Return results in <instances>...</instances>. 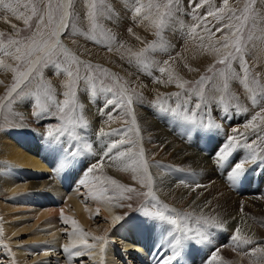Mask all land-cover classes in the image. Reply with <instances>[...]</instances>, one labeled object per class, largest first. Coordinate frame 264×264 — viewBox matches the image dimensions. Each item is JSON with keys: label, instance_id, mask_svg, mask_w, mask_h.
<instances>
[{"label": "rangeland", "instance_id": "obj_1", "mask_svg": "<svg viewBox=\"0 0 264 264\" xmlns=\"http://www.w3.org/2000/svg\"><path fill=\"white\" fill-rule=\"evenodd\" d=\"M57 2L58 0H53L54 4ZM8 3H12L15 12L5 7ZM28 3L29 0H19L18 3L16 0H4V4H0V33L3 34L0 40L4 45H7L9 39L27 42V38L36 32L38 17L32 16L31 6L25 7ZM32 3H36L41 12L45 10L44 5L37 3V0H32ZM141 3L144 5L143 11L136 14L135 8ZM166 3L167 0H104V4L101 5L98 0L97 26L94 28L88 17L89 8L85 0H74L71 11L77 15L71 20L69 30L62 34L61 41L76 60L70 61L61 56L56 63L41 67V74L37 75L34 72L30 77L31 82L27 81L23 84L20 90L5 103H3L4 98L9 93L8 89L14 83L16 76L12 68L19 65L20 70L25 71L28 65L17 61L14 55H5L0 48V60L11 65V68L0 66V81H5L0 82L1 85L3 84L2 87L0 86V133L10 131L13 136L26 135L42 140L45 144H54L55 141L47 136V132L61 126L64 123L62 117H74L79 121L75 129L79 137L78 141L71 140L65 134L60 137L61 141L59 139L57 144H54L60 150V154L65 156V160L69 161L63 169V174L64 171L70 170V176L65 174L60 177V172L53 169L36 170L24 167L31 175L30 178L24 179L22 176L19 177L15 171L16 166L12 162L0 157V230H2L0 231V264H15L16 262L13 263L14 260L11 259L10 251H22L24 245L33 247L36 242L30 238L32 233L39 229L40 232L43 229L42 234L45 231L43 235L47 241L45 244L51 245L52 249H49L45 255L42 251H38L39 249L36 250L37 254L27 252L20 258L19 264H99V261L94 258L97 250L96 243L102 242V239L98 238L104 239L105 230L110 226V219L102 213L103 210L98 209L95 201H101L104 195L105 201L118 203L121 214L122 222L111 230L136 224L148 230L152 221L158 222L157 229L161 228L164 222L153 220L145 214L144 209H147V206H150V211H156L162 210V204H167L169 209L174 208L177 213L191 214L185 221V226L194 230L199 229L202 236L201 242L191 240L182 250L181 255L185 256L189 264H192L194 259L192 251L189 255L191 262L187 259L186 250L190 248L199 249L200 253L195 249L199 255L195 259L199 264H203V260L206 261L205 264H208L213 252L227 264H233V262L264 264V254H252L253 248H264V224L259 226L262 231L259 238H256L258 232L251 229L258 227L257 219L246 213L244 207L241 206L242 209H240V204L247 200H255V204L264 201V141L259 139L264 138V121L252 119L261 111V108H264V2L257 0L255 9L258 10V15L253 13L256 17L255 21L250 18L243 32L244 42L247 45L244 58L250 69L247 86L242 79L233 76V70L241 77L243 76L239 62L232 61L230 65L217 63L225 52L222 47V38L225 35L232 37V30L225 27L230 22L228 17L231 13L225 11L222 14L223 19L209 16L206 21H200L192 14L189 0H180V11H174L172 15H162L167 12ZM244 4L245 0H228L229 8L243 9ZM107 5H111L113 9L111 12L107 11ZM156 5L160 6L159 11ZM221 7H224L223 0H208L197 14L199 17H204L209 10L215 11ZM108 16H111V19L107 18ZM28 17L31 19L26 24L25 19ZM161 19L164 23L157 27ZM232 23L238 22L232 21ZM250 31L253 39L249 41L247 36ZM158 32L159 35H157ZM113 36L115 39H112ZM150 42H155L156 46L148 48L140 57L133 55L146 49ZM15 47V45L9 47L8 51L14 53ZM34 58L35 55L32 59ZM165 61H168L167 65ZM87 64L92 67H86ZM212 65H214L213 71L208 72V68ZM161 67H167L168 71L161 73L159 71ZM221 69L224 70V76L218 74ZM68 71H72L74 75L69 77ZM202 76H208L211 79L197 84L196 82ZM225 77H227V88L224 87ZM69 83L72 85L71 89L67 87ZM68 91L73 92L74 95L66 97L64 93ZM127 91L129 94L126 93ZM201 93H203L202 97ZM128 96L133 97L130 106L126 102ZM253 96L256 98L255 102H253ZM65 99H69L71 103L61 111ZM108 101H114V103H108ZM198 103L201 105L199 109L195 107ZM133 113L136 118L135 125L132 124ZM209 122L213 125L211 128L207 127ZM217 124L220 125L219 128L215 127ZM101 128L105 133L112 132L113 129L119 131L101 136ZM128 128H132L133 131L127 132ZM233 136L238 143L234 145L226 161H219L218 155L222 153L223 146L229 142V137ZM120 139L133 141L134 144L126 143L120 149L114 150L111 155L116 157L120 150L138 153L142 148L152 177V191L162 202L161 205L158 206L151 197L146 195L148 187L139 179L143 173L131 160L127 158L110 160L102 157L106 147ZM0 143L2 148L5 147L2 139ZM246 144H252L255 148L257 153L255 160L249 159L252 148L245 147ZM54 145H50L51 148ZM69 145H79L83 148V152L85 145H91V150L86 148L88 150L85 154L81 151L73 159L68 155L72 150ZM175 152L195 155L197 163H202L199 157H205L211 167L207 168L208 171L207 169L205 171L187 169L185 167L192 162L186 161L182 165L172 162ZM101 159H103L102 166L115 167L114 171L117 174L115 179L117 178L121 185L133 187L136 191L126 192L108 182L104 176L98 175L100 173L95 171L89 173L88 169L91 165L97 164L101 167L99 165ZM238 160L246 161L245 168L255 161L260 162V167L253 172L247 167L238 178L230 179ZM134 167L136 171H133ZM77 171L83 172L84 178L82 176L75 180L73 174ZM12 173L14 178L20 181L17 183L21 192L17 191L16 194L12 193L8 187L12 183L9 182L10 178L12 179ZM31 180L38 182L34 191L39 190L42 185L41 189L48 191L47 198L52 207L56 210L60 209V212L52 217L58 220L55 229L58 230L57 236L59 235L58 238H60L58 240H62L61 245L57 244L56 248L53 246L55 243L53 237L46 234L48 228L41 226L43 224L39 225L40 222L35 221L32 214H27L24 218L23 226L25 225L28 230L10 239L5 235V227L9 223H20V221L13 216L8 217L14 213V210L7 212L1 210L7 209L8 206L10 208L13 201L23 200L28 194H32L35 198L31 193L32 190L28 189ZM65 185H68L70 190L71 188L75 190L73 196L85 201L84 204L86 206L88 204L91 206V211L93 210L88 224L75 226L76 229L65 221L66 214L71 215L70 220L72 217L77 218L71 211L72 206L68 205L64 208L60 202L52 203L56 191H60V194L65 192ZM87 186L92 188L89 189ZM196 189L198 191L205 189L210 194L225 190L227 194L229 193L228 196L231 195L230 197H236L239 200L238 210L231 215L228 212V215H215L216 217L213 218L210 214L208 215L209 210L206 206L200 203V198L195 196ZM23 204L28 207L33 206L30 200ZM263 208L264 206L261 209ZM32 209L39 211L35 207ZM262 216L263 219L264 212ZM138 217L141 219L140 223H138ZM237 229L240 232V239L236 238ZM75 230L80 234L83 233L84 238L78 245L67 247L70 234ZM243 238L250 239L252 243L243 242ZM109 246L114 249V258L119 264L136 263L133 257L124 255L121 240L108 239L104 243V249H108ZM65 247L69 250L65 251ZM77 253L80 254L77 255ZM17 256L20 255L17 254ZM221 260L215 263L221 264Z\"/></svg>", "mask_w": 264, "mask_h": 264}, {"label": "snow or ice", "instance_id": "obj_2", "mask_svg": "<svg viewBox=\"0 0 264 264\" xmlns=\"http://www.w3.org/2000/svg\"><path fill=\"white\" fill-rule=\"evenodd\" d=\"M18 3L19 0H16ZM208 0H189V5L192 7V14L194 17H196L200 21H206L207 17L209 16H215L217 19H223V13L225 11H228L231 13V15L228 17L229 24L225 25V27L232 30V37L225 35L223 39V49L225 50L224 54L222 55V58L217 61V63L220 64H226L230 65L232 61H237L241 64L242 70H243V76L241 77L240 74L235 73L233 70V76L234 78L242 79L247 86L248 77L250 75V69L247 65V61L244 58V52L246 50L247 45L245 44L244 40L245 37L243 35L244 29L247 26V23L250 18L255 21L256 17L253 16V13L255 12L258 15V10L255 9V5L257 3V0H245V4L243 9H235V8H229L228 6V0H223L224 7H221L219 9H216L215 11L209 10L204 17L198 16V10L203 7L205 4H207ZM264 2V0H262ZM37 3L44 5V11L41 12V10L37 7L36 3H32V0H29V3L25 5V7L31 6V13L32 16L38 17V22L36 25V32L29 38H27V42L24 40H15V39H9L7 42V45L3 44V41L0 40V48L3 49L5 55H14L15 59L17 61H21L23 64H27L28 67L25 71L20 70V66L18 65L15 68H12V71L16 73V76L14 77V83L11 85V87L8 89L9 95H11L12 92H15L18 87H20V84L28 80V82H31L29 79L32 77V74L35 72L37 75H40V68L47 66L49 63H56L58 59L63 56L66 59H69L70 61H75L76 57L70 53V51L66 48V46L62 43L60 40V36L67 32L71 26V20L74 18L76 13L74 11H71L74 7V0H67L66 3L63 2V0H58L57 3H53V0H37ZM86 5L89 8L88 17L92 21L93 27L95 28L96 25V17H97V3L98 0H85ZM0 4H4V0H0ZM99 4L103 5L104 0H99ZM5 7L11 9L13 12H15V8L13 7L12 3H8L5 5ZM151 7V5H149ZM157 10L159 11V5H156ZM144 5L141 3L139 7L135 8V13L140 14L143 11ZM165 8L167 9V12L162 15H172L174 11H180V0H167V3L165 5ZM113 9L111 5H107V11L111 12ZM239 13V14H238ZM22 15V14H21ZM107 18L111 19V16H108ZM147 18V17H146ZM31 17H28L25 19V23L27 24ZM232 21H236L238 23H232ZM164 23L163 19L159 21V24L157 27H160ZM253 27H255V23H253ZM63 30V32L61 31ZM205 30H207V25H205ZM131 31V29H129ZM195 31V28L193 29V32ZM218 31H222V29H218ZM3 34L0 33V36ZM159 35V32L157 33ZM214 35V34H213ZM94 38V37H93ZM112 39H115V36L112 37ZM253 34L250 31L247 40H252ZM15 45V52H9L8 48ZM155 42H150L146 49L141 50V52L134 53L136 57H140L143 55V52L146 51L148 48H154ZM231 49V50H229ZM219 51V50H217ZM36 56V58L33 60L32 57ZM165 65L168 64V61L164 62ZM0 66H3L5 68H11V65H7L4 63L3 60H0ZM86 67L91 68L92 65L87 64ZM214 68V65L210 66L208 68V72H212ZM78 68L76 74L78 75ZM106 71V70H105ZM161 73L167 72V67H161L159 69ZM218 74L220 76H224V70H219ZM74 73L72 71H68V76L72 77ZM211 79L208 76H202L199 81H197V84H202L204 81ZM227 77H225V83L224 87L227 88L228 85L226 83ZM187 83V82H185ZM183 86V85H181ZM69 89H71L72 85L69 83L67 85ZM110 91V89H109ZM64 95L66 97L73 96L74 93L71 91L65 92ZM203 96V93H201V97ZM123 99V97H122ZM253 102H255L256 98L255 96L252 97ZM127 104L130 106L132 104V98L131 96H128L126 99ZM71 101L69 99H65L63 101V106L61 108V111H63L64 108H67L70 105ZM108 103H114V101H108ZM200 104H196L195 107L197 109L200 108ZM64 123L61 124V126L56 127L54 130L50 129L47 132V136L50 139L59 140L61 136H64L67 134L71 140L78 141L79 137L76 135L75 129L76 125L79 122L78 119L74 117H62L61 118ZM82 119V117H81ZM253 121L256 119H259L261 121H264V108H261V111L256 113L255 116H253ZM132 124H136V118L133 113L132 115ZM71 126V127H69ZM213 125L211 122L208 123L207 127L211 128ZM255 127V125H252ZM215 127L219 128L220 125H215ZM119 130L113 129L112 132H117ZM132 128H128L127 132H132ZM112 132L105 133L104 129H100V135H111ZM137 134L139 133V128H136ZM262 141H264V138H259ZM134 144L133 141H128L125 139H120L118 141H115L108 145L106 149L102 153V157H107L110 160H119L121 158H127L128 160H131L134 165H137L138 168L142 171L143 175L139 177L142 184H146L148 187V192L146 193L147 196L151 197L152 201H154L158 206L161 205L162 202L159 201L158 197H156L155 193L152 191V177L148 170V164L147 160L144 156L143 149L141 148L138 153H132L130 150H120L118 151L116 157H113L111 154L114 150L120 149L121 146L125 144ZM238 143L236 140V137H229V142L223 146V151L218 155L219 161H226L228 156L231 154V150L234 147V145ZM255 143V141L253 142ZM69 147L72 149L68 155L71 158H75L80 154V152L83 150L79 145H69ZM89 150H91V145H85ZM245 147L252 148V153L249 157V159L255 160L257 158V153L255 148H253L252 144H246ZM138 157V159H136ZM246 162V161H245ZM245 162H239L237 163L234 168L232 175L229 177L230 179L238 178L245 170ZM103 159L99 161V165L102 167ZM97 164L91 165V167L88 169V172L91 173L96 170ZM136 168H133V171H136ZM108 180L111 181L113 185H116L118 188H122L126 192H135L136 189L130 186L121 185L118 181H116L114 178L108 177ZM130 199V197H129ZM145 214L148 215L150 218H153L154 220H157L159 222H164L171 226L170 231H168L167 236L171 237L170 240H168V243L166 245V252H171V254H167L163 257L161 261H159V264H173L174 261L177 260L178 257L181 256L182 250L185 247L186 243L195 240L197 242H201V236L202 234L199 233V229H192L190 227L185 226V221H187L191 214L189 213H177L176 209H169V206L167 204H162V210H156V211H150L149 209H144ZM171 213V214H170ZM116 219H121V217H116ZM71 223L76 225L78 222L75 219L71 220ZM2 231V230H0ZM193 233H196L193 235ZM236 238L240 239V232L239 229H237ZM102 239V238H98ZM244 242L246 243H252L250 239L244 238ZM86 243V242H85ZM92 247V246H89ZM65 251H68L69 249L65 247ZM256 253H262L264 254V248H253L252 254L255 255ZM80 253H77L79 255ZM221 260V258L217 254H213L212 258L208 261V264H215V261ZM221 264H227L226 261L221 260Z\"/></svg>", "mask_w": 264, "mask_h": 264}, {"label": "bare ground", "instance_id": "obj_3", "mask_svg": "<svg viewBox=\"0 0 264 264\" xmlns=\"http://www.w3.org/2000/svg\"><path fill=\"white\" fill-rule=\"evenodd\" d=\"M63 2L66 3L67 0H63ZM61 31H63V30H61ZM60 40H63L62 35L60 36ZM35 58H36V56H35ZM27 81L28 80L23 81L20 84V87H18L16 91L20 90V88L23 86V84H25ZM2 82H5V81H2ZM2 85L0 84L1 87H2ZM4 85H5V83H4ZM121 87H123V86L121 85ZM122 89H123V91H125L124 87ZM15 92H12L11 95H9V93H8L7 96L4 98L3 103H5V101L7 99L9 100L13 95H15L16 94ZM126 93L129 94L128 91ZM0 97H1V95H0ZM8 100H7V102H8ZM139 116L143 117L142 115H139ZM149 124H151V123H149ZM145 125H146V123H145ZM154 127H155V125H154ZM0 129H1V126H0ZM145 129H147V128H145ZM160 131H162V130H160ZM38 135H40L39 132H38ZM156 136H158V135H156ZM0 139H2L4 144H5V147L3 146V148H2L1 143H0V157L3 158V159L7 158L8 161L12 162L16 166L15 167L16 168L15 171L18 173L19 177L22 176V177H24V179H25V177H28V178L31 177L30 173L26 172L24 167L25 168L27 167V168H30V169H36V170H38V169H41V170L53 169L54 171H59L60 172V174H59L60 177L61 176L63 177V175H65V174H66V176H68L69 173L71 172L70 170H67V171H64L65 173L63 174V169L66 166V164L69 163V161H67V159L65 160V156L61 155L60 154V150L58 149V147H56L54 145V144H57L58 140H54L53 139L55 141L54 144H51V143L50 144H48V143L45 144V143H43L42 140L40 141L39 139L37 140V139H34L33 137H27L26 135L19 137L17 134H15L13 136V134L10 131L1 132L0 133ZM14 140H16L17 142L14 141ZM60 141H61V139H60ZM50 145H54V147L51 148ZM86 148H84V150H85L84 152L82 150L83 154H85L86 150H88ZM149 149H151V148H149ZM87 155H88V153H87ZM194 156L195 155H191V154L190 155H186V154L181 153V152H175V156H173L172 162L180 164V165H182V163H184L186 161L187 162H192L191 165H188V167H185V168L192 169V170H197V171H198V169H201V170L205 171L207 168L209 169V167H211L209 165V163H208V159H206L205 157H202V156H201L202 158L199 157V160L202 163H199V162L197 163L196 162L197 159ZM246 157H248V156H246ZM233 159H232V161H233ZM84 161H87V160L84 159ZM239 162H241V161L238 160V163ZM85 163H87V162H85ZM87 165H89V164H87ZM97 167L98 168H96L95 172L100 173L98 175L104 176V178L106 180H108L107 179L108 177H111V178L115 179V176L117 174L114 171L115 170L114 166L107 167V166L103 165L102 167H99V166H97ZM247 167H249L250 170L253 172V171L257 170L260 167V162L259 161H255L253 163H249L246 166V168ZM72 168H74V167H72ZM208 169H207V171H208ZM82 176H83V172H81V171H79V172L77 171V172H75L73 174V178L75 180L80 179ZM82 178H84V176ZM196 178H197V176H196ZM115 180L118 181L117 178ZM17 181L20 182L18 180V178H14V175L12 173V179L10 178V180H9V182H12V183H10L8 185V187L12 191V193H14V194H16L17 191L21 192V190H20L21 188L18 186L19 184L17 183ZM108 182L111 183L110 180H108ZM91 185L92 184H90V186ZM37 186H38V182H35V181H32V180L29 182L28 189L32 190L31 193L34 194L35 198L32 197V194H28L27 196H25L28 193L27 192L24 195L25 197L23 198V200L16 201V202L13 201V205H11L10 208L8 206L7 209L3 208L1 210V211H4V212H7L9 210H14V213L8 215V217L13 216V218H15L17 221H20V223H15V222L9 223L5 227V233H6L5 235L10 239V238H13L14 235L18 236L21 233H24V231L28 230V228H26L25 225L23 226L24 218H25V216H27V214H32L34 216V218L36 219L35 221H37L38 223L40 222L39 225L43 224L41 226H43V227L45 226V228H48V229H46V234H49L51 237H53L54 242H55V243H53V246L56 248L57 244L59 246L61 245L62 240H60V241L58 240V239H60V238H58L59 235L57 236V233H58L57 231L58 230L56 231V229H55L56 228V222L58 220L54 219L52 217L54 215H57L60 212V209L56 210V209H54V207H52L53 205L51 204L50 201H48V198H47L48 191L44 190V189H41L42 185L40 186L39 190L34 191V189L37 188ZM6 187H7V185H6ZM64 188H65V192H63L61 190L63 192V194H60V191H56V193L54 195L55 199H52V203L55 204L57 202H60V203H62L64 205V208L67 207L68 205L72 206L71 209H73V210H71V211H73V213L76 214V215L74 214V216L77 217V218H73L72 217V219H75L78 223L76 225L72 224L71 220H70V216L71 215L66 214L65 215V221L67 223H69L71 226L73 225L75 227V226H78V225H86V224H88V222L90 221L89 220V216L93 212V210L91 211V209H90L91 206H88V204L86 206V204H84L85 201H81L77 197L73 196L74 195L73 192L75 190L73 191L72 188L70 190V187L68 185H65ZM88 188L90 189L92 187H88ZM211 189H213V188H211ZM188 190H190V189H188ZM192 191H195V190L192 189ZM197 191L195 192V196H197L198 199L200 198V203L203 206H206V208L209 210L208 215L210 214V216L213 217V218L216 217L215 215H217V216L221 215V214L222 215L223 214H227L228 215V212H229V215H231L234 211L238 210V207H239V204H240L239 200L236 197H230L231 195L228 196L229 193L227 194V191H225V190H223L221 192L220 191L219 192H215L213 194H210L209 192L207 193V190H205V189H200L198 192ZM18 194H19V192H18ZM104 196H102V200L100 199L101 201H97L96 200L95 203H97L98 209L103 210L102 213L107 215L108 219H110V226L105 230L106 233H105L104 239L102 238V240H101L102 242L99 241V242L96 243L97 250H96V253H95L96 255H94V258L97 259V261H99L98 263L99 264H119L118 260L114 258V252H115L114 249L111 246H109V248L106 249V250L104 249V243H105L106 240H108V239L114 240L115 238H117L118 240H121V243H122V246H123L122 250L124 251V255L126 254V255H128V257H133V259L136 260L137 264H159V261H161L163 259V257L165 255L169 254V252H170V251L169 252L165 251L166 245L168 243V240L171 239V237L167 236L168 231H170V226L167 225L166 223H164V224L161 225V228L157 229L156 228V224L158 222L155 223V221H152V224L150 225L148 230H146V227H145V230L142 229L140 227V225H137V224L135 226H131V227H129V226L128 227H121L120 229H117V230H114V229L111 230L117 224H120L122 222V219H116V217H121V214H120V211H119L118 203H115V202L114 203L113 202L110 203L109 202L110 200L109 201H105L104 200L105 198L103 199ZM218 196L223 197V198L220 199V197H218ZM91 197H93V196L91 195ZM29 200L31 201V205H33L32 207H30V206L28 207L27 205L23 204V203H25L26 201H29ZM117 200H118V198H117ZM195 200L198 201L196 198H195ZM255 202H256L255 200H252V201L247 200V202L240 204V209H242L241 206L244 207V211H246V213L248 212L251 216H253L254 218L257 219V221H258L257 226L258 227L252 228L251 230L258 232V235H256V238H259L258 236L260 235V232L262 231L259 226L264 224V218L262 219V217H263L262 214L264 212V208L261 209L264 206V201L262 203H259V204L258 203L255 204ZM17 204L19 205V207H18ZM46 205H51V206H47L46 207ZM44 206H45V208H43ZM33 207H35L36 209H39V211L32 209ZM17 208H19V209L16 210ZM64 208H61V209H64ZM146 208L150 209V206H147ZM223 208H225V210ZM223 210H224V212H223ZM73 213H72V215H73ZM211 213H214V215H211ZM140 220L141 219L139 218L138 219V223H140ZM145 222H147V221H145ZM145 222H144V224H145ZM74 229H76V227ZM42 230L40 232V229H39L37 232L35 231V232L32 233V236H31L30 240L36 242L33 247H30L29 245H24V247L22 248L23 249L22 251H16V252L13 251V250L10 251V253L12 254V258L11 259L14 260L13 263L14 262L18 263L20 258L23 255H25L27 252H31V253L37 254L36 250L39 249L38 251H40V252L42 251L43 255H45V254H47L49 252V249H52L51 245L49 246V245L45 244V242H47L45 240V237L43 236L45 234V231H43L44 233L42 234ZM82 234H80L76 230L72 231V233L70 234V236H71L70 237V242L66 246L67 247H72V245H78L80 242H82V240L84 238L82 236ZM193 234L195 235L196 233H193ZM227 239H226V242H227ZM212 240H213V238H212ZM51 242H53V240H51ZM7 244H9V243H7ZM59 246H57V247H59ZM195 249L196 248H193V249L190 248V249L186 250L187 259L189 260V255H191L190 252L192 251L194 259H193V262H191L190 260L189 261L192 264H199L196 261V259H195V257L199 256L195 252ZM70 251H71V249H70ZM196 251L200 253L199 249H196ZM71 253H72V251H71ZM214 253L215 252H213L212 254H214ZM17 254L20 255V256L18 257ZM212 254H211V256H212ZM211 256L209 255V257H211ZM221 256H223V255L221 254ZM56 257H57V255H56ZM181 257L182 258H178L179 260L174 261L173 264H189V262L184 258L185 256H183V254L181 255ZM202 262H203V264L206 263L205 260H203ZM20 264H22V263H20ZM44 264H47V263H44ZM233 264H235V263L233 262Z\"/></svg>", "mask_w": 264, "mask_h": 264}]
</instances>
